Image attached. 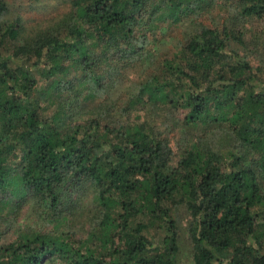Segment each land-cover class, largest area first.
I'll return each mask as SVG.
<instances>
[{"label":"trees","instance_id":"obj_1","mask_svg":"<svg viewBox=\"0 0 264 264\" xmlns=\"http://www.w3.org/2000/svg\"><path fill=\"white\" fill-rule=\"evenodd\" d=\"M185 237L264 264V0H0V264H186Z\"/></svg>","mask_w":264,"mask_h":264},{"label":"rangeland","instance_id":"obj_2","mask_svg":"<svg viewBox=\"0 0 264 264\" xmlns=\"http://www.w3.org/2000/svg\"><path fill=\"white\" fill-rule=\"evenodd\" d=\"M60 9H62V6L59 7V10ZM253 28H255V29H261V25L254 24V27ZM165 34H167L166 37L174 38L176 36H180L181 31H180V28L171 27L168 30H166V33ZM168 45L170 47V43ZM171 46H172V44H171ZM255 63H257V62H255ZM23 211H24L23 214H25V216L22 215V217H25L26 218V216L28 214L29 215H34L33 214V210L30 207H28V205L25 206V209H23ZM188 219H189V215H186L185 218H184V220H183V223H182L183 226H186L187 225ZM181 253L183 255V259L186 260L185 261L186 264H193L192 259H191L192 258V255H191V250H190V244L188 242L187 237H185L184 240H183V244H182V247H181Z\"/></svg>","mask_w":264,"mask_h":264}]
</instances>
